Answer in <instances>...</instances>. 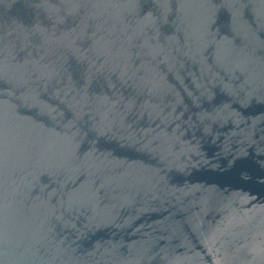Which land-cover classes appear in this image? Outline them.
<instances>
[{"label": "water", "instance_id": "obj_1", "mask_svg": "<svg viewBox=\"0 0 264 264\" xmlns=\"http://www.w3.org/2000/svg\"><path fill=\"white\" fill-rule=\"evenodd\" d=\"M0 264H264V0H0Z\"/></svg>", "mask_w": 264, "mask_h": 264}]
</instances>
